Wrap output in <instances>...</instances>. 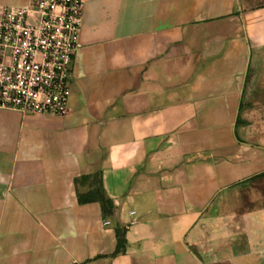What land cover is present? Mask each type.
I'll return each instance as SVG.
<instances>
[{"label":"crops","instance_id":"0c3cea01","mask_svg":"<svg viewBox=\"0 0 264 264\" xmlns=\"http://www.w3.org/2000/svg\"><path fill=\"white\" fill-rule=\"evenodd\" d=\"M70 84L65 118L0 110V264H209L264 180V0H86Z\"/></svg>","mask_w":264,"mask_h":264},{"label":"built area","instance_id":"2783aa9c","mask_svg":"<svg viewBox=\"0 0 264 264\" xmlns=\"http://www.w3.org/2000/svg\"><path fill=\"white\" fill-rule=\"evenodd\" d=\"M86 0L0 11V110L65 118Z\"/></svg>","mask_w":264,"mask_h":264},{"label":"rangeland","instance_id":"374dc122","mask_svg":"<svg viewBox=\"0 0 264 264\" xmlns=\"http://www.w3.org/2000/svg\"><path fill=\"white\" fill-rule=\"evenodd\" d=\"M197 245L209 264H264V180L225 196Z\"/></svg>","mask_w":264,"mask_h":264},{"label":"trees","instance_id":"16d2710c","mask_svg":"<svg viewBox=\"0 0 264 264\" xmlns=\"http://www.w3.org/2000/svg\"><path fill=\"white\" fill-rule=\"evenodd\" d=\"M81 201L83 202V200L81 199ZM123 247V240L122 237L119 235V244H118V248H122Z\"/></svg>","mask_w":264,"mask_h":264}]
</instances>
